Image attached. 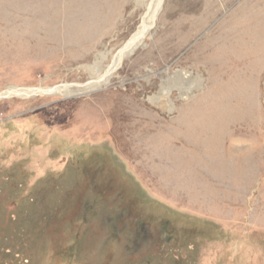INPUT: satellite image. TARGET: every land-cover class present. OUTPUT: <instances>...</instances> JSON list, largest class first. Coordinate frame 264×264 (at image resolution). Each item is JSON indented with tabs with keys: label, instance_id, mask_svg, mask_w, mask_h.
<instances>
[{
	"label": "rangeland",
	"instance_id": "obj_1",
	"mask_svg": "<svg viewBox=\"0 0 264 264\" xmlns=\"http://www.w3.org/2000/svg\"><path fill=\"white\" fill-rule=\"evenodd\" d=\"M152 3L0 0V94L63 87L0 98V264H264V0H162L96 85ZM233 18L249 32L218 45L243 71L221 79L200 53ZM179 70L191 79L161 91ZM238 82L224 125H194ZM240 121L257 128L236 133ZM227 145L248 158L240 173L213 158Z\"/></svg>",
	"mask_w": 264,
	"mask_h": 264
},
{
	"label": "bare ground",
	"instance_id": "obj_2",
	"mask_svg": "<svg viewBox=\"0 0 264 264\" xmlns=\"http://www.w3.org/2000/svg\"><path fill=\"white\" fill-rule=\"evenodd\" d=\"M78 1V0H77ZM86 1V0H84ZM161 1L162 0H153V3L151 4L149 10H150V15L147 16V17H144L143 19V25L138 29V31L132 36V39L129 40L128 43H126L125 47H124V50L123 51H126L125 53L122 52L120 53L119 57H117L115 59V62L114 64L108 69L106 70L105 74L103 75H98V82H96L95 84L98 85L99 83H105L108 78H110V74L112 72V70L115 69L116 67V64L118 63V61L122 58L123 55H127L129 52H131L137 45L138 43L141 41V39L143 38V36L145 35L146 33V23L147 21L150 20V18H152V14L155 13V11L158 9V7L160 6L161 4ZM71 3V2H70ZM76 3V2H75ZM190 20V19H189ZM225 20V19H224ZM182 26H180V28L182 30H186L185 28L189 27H194V22H191V21H188V22H182L181 23ZM250 25V24H249ZM223 26V25H222ZM225 26L227 27V30L226 32H223V31H220L219 29L221 28H217L219 30V35H221V37L219 39H217L215 42H213L210 46V48L208 49V52L207 53H204L201 52L200 53V58H203L202 60L205 61V59L207 60L206 61V67H209L210 69H213V71L217 74V76L221 79H223L225 76L230 78V79H233L231 76H237L238 78L240 77V73H242V63H243V60H235L234 63H231L233 61V59L231 58L230 59V56L228 54V52L225 50V47L221 46V45H218L220 44L223 40H224V36L227 35L228 36H233V37H241L244 33H248L249 32V29H247L246 27L248 26L244 21L242 20H239V19H227V21L225 22L224 24V28ZM176 28H178L176 26ZM180 29V30H181ZM178 30V29H177ZM192 30V29H191ZM217 31V30H216ZM181 32V31H180ZM189 32V30H188ZM188 32H186L187 34H189ZM192 32V31H191ZM190 32V33H191ZM191 35V34H190ZM193 35V34H192ZM218 36V34H217ZM190 38V37H189ZM232 38V37H231ZM222 39V40H221ZM226 39V38H225ZM233 39V38H232ZM238 39V38H237ZM236 39V40H237ZM228 40V39H227ZM230 40V39H229ZM228 40V41H229ZM235 41V40H234ZM243 41V40H242ZM230 42V41H229ZM170 43V42H169ZM225 43V42H223ZM242 43V42H241ZM244 43V42H243ZM228 44V43H227ZM226 44V45H227ZM240 44V42H239ZM233 47V46H232ZM242 47V46H241ZM239 48V47H238ZM231 50V48L229 49ZM103 53L100 52L99 55L97 56L98 57V61L101 60ZM224 59V61H223ZM238 59H241V58H238ZM91 66V65H90ZM231 66V67H230ZM94 67V66H93ZM92 67V68H93ZM242 70V71H241ZM229 71V72H228ZM171 72V71H170ZM232 73V74H231ZM193 76V75H192ZM225 77V78H226ZM186 79H191V74H189V76H187L186 74L182 73L180 70L178 72H174L173 75L171 76H167L164 78V80L162 81V84H161V91H168L169 89H171V87L175 86V85H180L184 80ZM191 81V80H190ZM231 82H234V80H231ZM94 83L93 85L90 84L89 86H86L85 88H93L94 86H96ZM100 85V84H99ZM130 86H132V84H129ZM97 87V86H96ZM181 87V86H180ZM84 88V89H85ZM63 87L61 86H54V87H19V86H14L13 88L11 89H8L7 91H5L4 93H1L2 95L4 96H11V95H19V96H28L30 94H35V93H55V92H60L62 91L63 92ZM246 89V88H245ZM77 89H69V88H66L65 89V93L66 94H69L73 91H75ZM182 90L184 91V87L182 86ZM244 90V84L243 83H240L238 82L237 84L233 85L231 90H230V93L233 92L234 93V97H231L229 98L228 100H215V101H212V103L210 104V108H211V112H194V125L197 124V123H205V124H210L212 126L214 125H224L225 121L227 120L228 118V115L230 114V112H226V111H223L222 109H229V106L231 108H234L236 109V105L237 106H241L242 105V101L243 99L241 97H238L236 96L235 94L236 93H240V92H243ZM163 92V95L165 94ZM187 92V91H186ZM105 95H107V97L109 96L110 99L112 100H120L122 102V105L123 103H128L129 104V107L128 108L132 113H137L138 116H141L139 114L140 111V108H141V104L136 100L135 97H131V96H128L127 93H123V92H120L118 89L116 90H112V91H108L105 93ZM160 96V95H159ZM104 98V97H102ZM225 98V97H224ZM138 99V98H137ZM219 99V98H218ZM223 99V98H222ZM104 99H102V102H103ZM125 105V104H124ZM100 108L101 105H98ZM103 106V105H102ZM127 110V109H126ZM230 110V109H229ZM228 110V111H229ZM232 111V110H230ZM104 112V111H103ZM148 113V112H147ZM232 113V112H231ZM235 113V111H234ZM105 114V113H104ZM150 115H152V113H148ZM236 114V113H235ZM133 116H135L134 114H132ZM186 115V114H185ZM234 115V114H232ZM130 116V115H129ZM238 116V114H237ZM241 116V115H240ZM152 117V116H151ZM185 117V116H184ZM183 117V118H184ZM207 117L208 121L205 122L204 121V118ZM235 117V115L233 116ZM153 118V117H152ZM182 118V119H183ZM186 118H187V115H186ZM238 118V117H237ZM241 118V117H240ZM239 121V120H238ZM180 122V121H179ZM182 122V121H181ZM228 122V121H227ZM226 122V123H227ZM135 125V124H134ZM178 125V124H177ZM130 126V125H129ZM185 126V125H184ZM204 127V126H203ZM235 128L236 130H234L236 133L239 129H243V130H247V129H251V130H255L257 128L256 125L250 123V122H243V121H240L238 123H235ZM193 129V128H192ZM189 131V130H188ZM195 135V134H194ZM140 137V136H139ZM177 137V136H176ZM189 137V136H188ZM196 137V136H195ZM141 138V137H140ZM139 138V139H140ZM138 139V138H137ZM186 139V138H185ZM192 139V138H191ZM195 139V138H194ZM193 139V140H194ZM196 140V139H195ZM194 140V141H195ZM235 141V140H234ZM166 142V141H165ZM171 143V141H170ZM187 143V142H186ZM200 143V142H199ZM189 144V143H187ZM203 144V143H202ZM201 144V145H202ZM197 145V143H196ZM198 146V145H197ZM200 148V147H199ZM202 152V150H200ZM199 152V151H198ZM200 152V153H201ZM204 152V150H203ZM215 152V153H214ZM214 152L212 153L213 154V158L215 160V162L217 164H220V165H223L225 163H228V162H231V163H235L236 164V167H235V170L240 173L241 170H242V165L243 163H245L246 161H248V158L243 156L240 152V150L237 149V147L235 145H227L225 147V152L223 155H218L216 154L217 152V149L215 150L214 149ZM199 153V154H200ZM207 153V152H206ZM221 153V152H220ZM223 153V152H222ZM210 155V154H209ZM206 156V154H205ZM204 156V157H205ZM207 157V156H206ZM211 158V157H210ZM198 159V158H197ZM202 159V158H201ZM207 159V158H206ZM203 160V159H202ZM209 160V158H208ZM213 160V159H212ZM205 162V161H204ZM210 162V161H209ZM218 165V166H220ZM224 166V165H223ZM221 166V167H223ZM218 169V168H217ZM233 173V172H232ZM236 173V172H234ZM230 173L228 172H225V171H218V176L220 177V180L221 179H225L227 176H229ZM217 179V178H216Z\"/></svg>",
	"mask_w": 264,
	"mask_h": 264
},
{
	"label": "water",
	"instance_id": "obj_3",
	"mask_svg": "<svg viewBox=\"0 0 264 264\" xmlns=\"http://www.w3.org/2000/svg\"><path fill=\"white\" fill-rule=\"evenodd\" d=\"M22 87H25V86H22ZM4 95L0 94V98L3 97Z\"/></svg>",
	"mask_w": 264,
	"mask_h": 264
},
{
	"label": "flooded vegetation",
	"instance_id": "obj_4",
	"mask_svg": "<svg viewBox=\"0 0 264 264\" xmlns=\"http://www.w3.org/2000/svg\"><path fill=\"white\" fill-rule=\"evenodd\" d=\"M28 261H26V263H27Z\"/></svg>",
	"mask_w": 264,
	"mask_h": 264
}]
</instances>
